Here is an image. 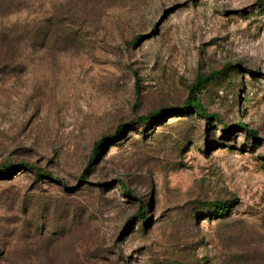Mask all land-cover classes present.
Segmentation results:
<instances>
[{
    "label": "rangeland",
    "instance_id": "rangeland-1",
    "mask_svg": "<svg viewBox=\"0 0 264 264\" xmlns=\"http://www.w3.org/2000/svg\"><path fill=\"white\" fill-rule=\"evenodd\" d=\"M217 71L219 121L131 124L86 171ZM0 165V264L8 235L56 240L40 264H264V0H0Z\"/></svg>",
    "mask_w": 264,
    "mask_h": 264
},
{
    "label": "trees",
    "instance_id": "trees-1",
    "mask_svg": "<svg viewBox=\"0 0 264 264\" xmlns=\"http://www.w3.org/2000/svg\"><path fill=\"white\" fill-rule=\"evenodd\" d=\"M232 67L228 65L226 69ZM221 71L213 72L210 75H204L199 72L194 80V82L189 86V95L186 101L181 106H173L169 108L159 109L151 114L139 116L136 119L132 120L131 123L120 124L113 135H107L101 138L94 144L93 154L88 160L87 169L93 165L99 157L101 151L106 144L116 142L119 139L120 134L123 133L124 129L128 128L131 124L134 123H150L155 120H159L165 116L173 117L176 115L181 116L182 114L194 113L201 119L210 123L213 119L219 121V117L216 114L209 113L205 108L202 100L200 99V93L209 83L214 80L216 76L220 74ZM254 74V73H252ZM241 128L247 129L246 124H241ZM251 135L255 137L256 132L249 131ZM21 166H28L27 164H20ZM9 165H0V173L5 170H9ZM36 170L39 176L43 177H52L48 172H45L43 169L37 168L35 166H28V170ZM85 171V172H86ZM84 177V175H82ZM55 181L62 183L61 179L54 178ZM119 185L123 193L130 198H134L132 191L129 185L125 181H119ZM215 211L219 216H225L229 210L230 206L228 205H216ZM138 220L146 219V215L143 211L137 215ZM34 228V226H33ZM8 241L4 243L3 251L1 256L6 259L9 264H40V252L41 247L44 249V254H49V247L55 241L51 240L47 235H8ZM41 244V245H40Z\"/></svg>",
    "mask_w": 264,
    "mask_h": 264
}]
</instances>
